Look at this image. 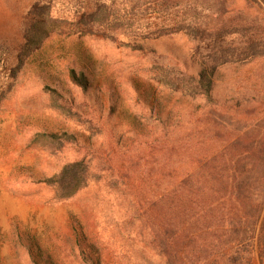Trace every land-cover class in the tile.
<instances>
[{"label": "rangeland", "instance_id": "obj_1", "mask_svg": "<svg viewBox=\"0 0 264 264\" xmlns=\"http://www.w3.org/2000/svg\"><path fill=\"white\" fill-rule=\"evenodd\" d=\"M100 6L116 18L85 32L86 16ZM38 21H46L48 37L18 68L25 37ZM192 55L216 63L213 95L221 103L257 110L246 117L222 108L223 130L249 122L264 133V6L251 0H0V264H32L25 249L31 243L38 260L84 264L79 239L99 264H163L146 245L134 194L116 180L118 168L104 155L113 148L134 156L163 131L176 128L180 138L192 129L205 104L188 97L181 80L180 64ZM79 58L97 95L92 107L69 81ZM57 84L79 109L45 88ZM82 159L86 185L70 198L45 182ZM252 264H264L256 250Z\"/></svg>", "mask_w": 264, "mask_h": 264}, {"label": "trees", "instance_id": "obj_2", "mask_svg": "<svg viewBox=\"0 0 264 264\" xmlns=\"http://www.w3.org/2000/svg\"><path fill=\"white\" fill-rule=\"evenodd\" d=\"M251 1L264 6V0ZM113 16L110 8L100 6L84 18L85 32H93L90 28L96 23L111 22ZM38 22L25 37L18 68L23 65V55L47 34L46 21ZM191 58L180 64L185 94L205 102L192 129L183 131L180 138H176L180 133L176 128L163 131L159 139L130 157L110 148L104 159L118 168L116 180L134 194L137 214L148 231L146 245L161 256L163 264H252L254 250L264 262V133L258 130L260 124L251 127L249 122H242L245 125L234 132L223 130L221 118L222 108L228 115L246 117L257 110L240 103H221L213 95L216 63H203L196 55ZM83 62L79 58L70 69L69 81L81 91L84 105L92 107L97 95ZM60 86L45 88L51 96L79 109ZM115 98L110 92V112ZM64 136L76 142L74 136ZM135 180L139 183L134 191ZM45 182L70 198L86 185L83 159L64 165ZM78 241L81 261L99 264L87 255L93 249ZM25 249L32 264H50L48 259L38 260V249L32 243Z\"/></svg>", "mask_w": 264, "mask_h": 264}]
</instances>
